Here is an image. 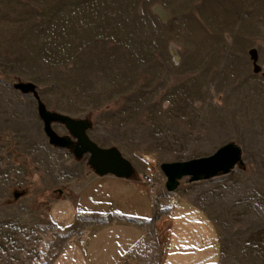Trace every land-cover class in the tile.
Here are the masks:
<instances>
[{
	"label": "rangeland",
	"instance_id": "rangeland-1",
	"mask_svg": "<svg viewBox=\"0 0 264 264\" xmlns=\"http://www.w3.org/2000/svg\"><path fill=\"white\" fill-rule=\"evenodd\" d=\"M20 82L156 181V264L170 223L161 164L239 145L243 163L199 191L223 264H264V0H0V264H50L91 231L63 203L94 170L49 142Z\"/></svg>",
	"mask_w": 264,
	"mask_h": 264
},
{
	"label": "crops",
	"instance_id": "crops-1",
	"mask_svg": "<svg viewBox=\"0 0 264 264\" xmlns=\"http://www.w3.org/2000/svg\"><path fill=\"white\" fill-rule=\"evenodd\" d=\"M227 175L195 182L184 177L169 191L170 223L158 264H223L221 232L199 190ZM161 192L146 184L144 176L124 179L94 171L63 203L72 207L71 214L94 219L91 231L68 241L50 264H156L158 247L151 230ZM62 213L58 211L59 220H72Z\"/></svg>",
	"mask_w": 264,
	"mask_h": 264
},
{
	"label": "water",
	"instance_id": "water-1",
	"mask_svg": "<svg viewBox=\"0 0 264 264\" xmlns=\"http://www.w3.org/2000/svg\"><path fill=\"white\" fill-rule=\"evenodd\" d=\"M255 61V71L260 72L257 65L258 54L252 50ZM15 89L25 94H33L38 101V113L44 122V130L49 142L57 147L70 148L77 158L89 155V164L99 176L114 175L119 178L131 179L136 173L132 162L126 158L116 146L103 147L96 143L88 134L91 127L89 119H78L57 111H51L40 99L37 85L32 82H20L14 85ZM61 123L66 126L69 136L59 135L53 128V123ZM243 163L242 149L234 142H229L219 147L215 152L207 156L190 158L183 161L164 162L161 169L166 176V187L174 191L180 181L187 177L191 182L211 179L231 173L235 167Z\"/></svg>",
	"mask_w": 264,
	"mask_h": 264
},
{
	"label": "built area",
	"instance_id": "built-area-1",
	"mask_svg": "<svg viewBox=\"0 0 264 264\" xmlns=\"http://www.w3.org/2000/svg\"><path fill=\"white\" fill-rule=\"evenodd\" d=\"M144 181H145L146 184H148L151 187H154L155 188L157 186L156 181L150 175H145L144 176Z\"/></svg>",
	"mask_w": 264,
	"mask_h": 264
},
{
	"label": "trees",
	"instance_id": "trees-1",
	"mask_svg": "<svg viewBox=\"0 0 264 264\" xmlns=\"http://www.w3.org/2000/svg\"><path fill=\"white\" fill-rule=\"evenodd\" d=\"M135 175H136V173H135ZM135 175H134V176H135Z\"/></svg>",
	"mask_w": 264,
	"mask_h": 264
}]
</instances>
